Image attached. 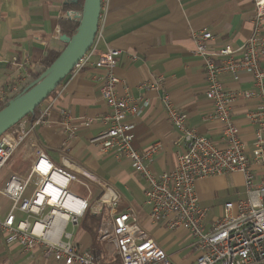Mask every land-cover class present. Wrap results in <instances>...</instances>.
<instances>
[{"label": "crops", "instance_id": "0c3cea01", "mask_svg": "<svg viewBox=\"0 0 264 264\" xmlns=\"http://www.w3.org/2000/svg\"><path fill=\"white\" fill-rule=\"evenodd\" d=\"M65 2L0 0V89L9 92L11 99L30 84L23 79L24 71L13 63L14 58H18L36 80L35 76L44 71V58L64 50L66 44L61 41V27L62 22L69 20ZM254 12L253 0H103L98 30L101 37L94 47L96 54L91 63H96L99 55L109 49L120 51L115 75L121 84L116 91L120 97L132 99L140 108L137 117L128 118L134 126V148L144 153L156 143L162 146L152 162H146L156 177L173 172L177 168L178 156L185 152L182 135L172 127L168 118L167 97L174 109L186 116L188 127L196 129L218 147L224 146L222 125L208 120L212 102L206 95L204 62L195 54L192 36L209 31L214 35L210 52L218 53L226 48L238 52L252 35ZM262 67L264 69V61ZM101 74L94 65L73 72L45 101L46 104L52 103L48 122L37 127L33 135L57 168L75 173L88 184L89 191L79 184L73 187L83 188L87 196L80 197L87 198L96 213L98 211L101 215L90 210L78 225L69 224L72 241L81 250L100 254L99 245H102L111 253L109 248L114 247L99 240L98 228L101 219L111 218L108 203L110 196L115 194L118 196L117 213L132 211L137 224L149 234L157 230V235L167 237L160 246L175 264H192L197 252L188 232L170 230L163 222L155 224L150 219L152 209L145 204L148 183L128 161L119 160L114 153H104L92 144V139L107 128L102 119L111 113L101 96L98 81ZM220 81L228 91L251 88V78L246 74L240 82H235L230 75L222 76ZM3 103L0 101V105ZM254 105L240 99L232 107L240 138L250 151L255 135L247 115ZM66 119L75 128L73 137L64 129ZM252 167L263 171L258 166ZM13 173L25 177L29 173V164L23 162L19 154L6 170L1 187ZM242 185L246 186V183L241 173L196 182L199 206L208 211L207 225L222 216L227 203L246 199H241L238 192ZM9 204L11 206L10 201ZM9 209L0 211L2 219ZM17 218L23 219L24 216L18 214ZM189 242L193 252L182 260L180 254L173 251ZM169 244L171 248L166 249ZM0 264L58 263L45 259L43 248L26 252L18 245L7 244L0 232Z\"/></svg>", "mask_w": 264, "mask_h": 264}, {"label": "built area", "instance_id": "2783aa9c", "mask_svg": "<svg viewBox=\"0 0 264 264\" xmlns=\"http://www.w3.org/2000/svg\"><path fill=\"white\" fill-rule=\"evenodd\" d=\"M253 2V32L238 52L230 48L210 52L214 35L209 31L192 36L195 54L204 62L206 95L212 102L208 120L222 125L225 144L218 147L196 129L188 127L186 116L176 111L167 97L165 106L169 121L181 133L185 146V152L178 156L177 168L171 173L156 177L146 165L162 150L161 144H154L144 153L133 146L134 126L128 118L137 117L140 108L132 99L120 97L116 91L121 84L115 75L120 51L109 49L92 64L91 59L96 54L94 47L101 37L97 34L93 46L73 71H82L89 65L101 71L98 78L100 92L111 113L102 119L107 128L92 139V144L104 153H114L119 160L128 161L148 183L145 204L151 206L150 219L155 224L163 222L170 230L188 232L197 252L192 264H264V0ZM78 15L69 12L66 18L77 21ZM13 63L24 71L23 79L29 83L35 81L18 58H14ZM245 74L251 78L248 90L228 91L220 81L222 76L230 75L235 82H240ZM9 96V92L0 89V101L11 100ZM240 99L255 104L247 115L255 135L251 151L241 140L234 122L232 107ZM45 101L38 107L35 117L23 119L0 137V173L17 152L19 158L29 164L26 177L13 173L0 188V196L11 202L7 216L0 217V232L7 244L18 245L26 252L43 248L44 258L58 264H99L101 255L81 250L67 230L69 224L78 225L90 210L101 216L87 198L72 192L75 184L89 191L88 184L75 173L57 168L33 136L37 127L48 122L52 103L46 104ZM64 129L74 136L75 128L69 119L65 120ZM231 173L244 176L247 198L227 203L222 216L207 225L208 211L199 206L196 182ZM68 201L72 205L69 206ZM108 204L111 218L101 219L99 240L114 247L122 264H175L137 224L132 211L116 212L117 195L112 194ZM18 214L24 218L18 219Z\"/></svg>", "mask_w": 264, "mask_h": 264}, {"label": "water", "instance_id": "95a60500", "mask_svg": "<svg viewBox=\"0 0 264 264\" xmlns=\"http://www.w3.org/2000/svg\"><path fill=\"white\" fill-rule=\"evenodd\" d=\"M102 0H86L83 12L78 15L77 33L68 38L62 35L66 46L56 61L40 78L30 83L24 91L11 99L0 111V137L35 113L36 109L53 94L70 76L76 65L93 46L99 30Z\"/></svg>", "mask_w": 264, "mask_h": 264}, {"label": "rangeland", "instance_id": "374dc122", "mask_svg": "<svg viewBox=\"0 0 264 264\" xmlns=\"http://www.w3.org/2000/svg\"><path fill=\"white\" fill-rule=\"evenodd\" d=\"M17 158H18V152L15 153V155L8 162L7 166L5 168H3V170L1 171V173H0V188H1V185H2L3 176L6 173V170L9 169L10 165L12 163H14ZM72 192L73 193L76 192L75 194H77L78 196H87V192L83 188L75 189L73 187L72 188ZM238 192L240 193V198L241 199L247 198V188H246V186L242 185V187L238 189ZM0 205H1L2 212L7 211V209H9V206H10L9 201L6 198L2 197V196H0ZM68 232H72V228L71 227L68 228ZM157 234H158L157 230H154V231H152L150 233V236L152 238H154L153 236H155ZM189 237L191 239L190 235H189ZM166 238L167 237L165 235H157L154 239L160 245L161 244L160 242H162ZM190 239H188V240H190ZM185 243H187V241ZM171 246L172 245L169 244L166 247V249L167 248H171ZM99 248H100V251H102V253H100V255H101L100 256V260L98 261L99 264H122L121 257L115 253V250L113 248L112 249L109 248L111 253L105 251V248L102 245H99ZM191 249H192L191 248V242H189L186 246H178V247H176L175 251H173V252H175V253L178 252V254H180L181 259L182 260H186L189 257V253H191V251H192Z\"/></svg>", "mask_w": 264, "mask_h": 264}, {"label": "trees", "instance_id": "16d2710c", "mask_svg": "<svg viewBox=\"0 0 264 264\" xmlns=\"http://www.w3.org/2000/svg\"><path fill=\"white\" fill-rule=\"evenodd\" d=\"M85 2H86V0H66V2L64 4V8H65L67 13L68 12H73V13L81 14L83 12V9H84V6H85ZM79 25H80V23L77 22V21L65 20L64 22H62V27H61L62 28V35H65L68 38H72L77 33V31L79 29ZM59 56H60V53H57V54H50L46 58H44L43 64H42L43 67H44V71L46 69H48L56 61V59ZM41 75H42V73H39V74H37L35 76V78L38 79V78H40ZM55 92L56 91H54L53 93H55ZM9 101H6V102H4L3 104L0 105V111L3 108H5V106L8 104ZM37 110L38 109H36V111H35V113L33 115L28 116V117H33V116L35 117L37 115Z\"/></svg>", "mask_w": 264, "mask_h": 264}, {"label": "bare ground", "instance_id": "6f19581e", "mask_svg": "<svg viewBox=\"0 0 264 264\" xmlns=\"http://www.w3.org/2000/svg\"><path fill=\"white\" fill-rule=\"evenodd\" d=\"M68 202H69V206L72 205V203L70 201H68Z\"/></svg>", "mask_w": 264, "mask_h": 264}]
</instances>
